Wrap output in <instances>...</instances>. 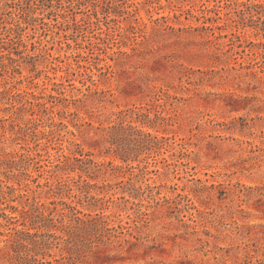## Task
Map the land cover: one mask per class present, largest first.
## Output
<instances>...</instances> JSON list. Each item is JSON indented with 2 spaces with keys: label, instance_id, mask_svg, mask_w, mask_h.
<instances>
[{
  "label": "rangeland",
  "instance_id": "374dc122",
  "mask_svg": "<svg viewBox=\"0 0 264 264\" xmlns=\"http://www.w3.org/2000/svg\"><path fill=\"white\" fill-rule=\"evenodd\" d=\"M0 264H264V0H0Z\"/></svg>",
  "mask_w": 264,
  "mask_h": 264
}]
</instances>
